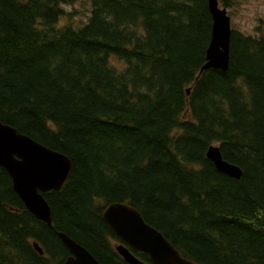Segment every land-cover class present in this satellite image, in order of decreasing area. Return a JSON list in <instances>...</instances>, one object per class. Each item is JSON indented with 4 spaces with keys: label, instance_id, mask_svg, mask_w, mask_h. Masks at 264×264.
Segmentation results:
<instances>
[{
    "label": "trees",
    "instance_id": "16d2710c",
    "mask_svg": "<svg viewBox=\"0 0 264 264\" xmlns=\"http://www.w3.org/2000/svg\"><path fill=\"white\" fill-rule=\"evenodd\" d=\"M77 1L0 0V122L72 163L42 193L53 228L0 166V264H63L56 231L100 264H128L101 216L110 202L194 264H264V34L231 26L227 70L200 71L208 0H87L84 22L61 23ZM211 145L240 178L216 169Z\"/></svg>",
    "mask_w": 264,
    "mask_h": 264
},
{
    "label": "water",
    "instance_id": "95a60500",
    "mask_svg": "<svg viewBox=\"0 0 264 264\" xmlns=\"http://www.w3.org/2000/svg\"><path fill=\"white\" fill-rule=\"evenodd\" d=\"M208 9L212 17L211 39L200 71L216 68L225 72L229 62L230 17L227 9L219 6L218 0H208ZM206 156L218 171L236 179L241 177V169L224 160L217 146L211 145ZM0 166L10 175L13 188L26 209L53 228L50 208L42 193L59 190L64 185L72 168L70 159L0 122ZM101 216L124 242L115 245V250L128 264H146L128 247L146 253L152 264H194L158 229L148 224L136 208L124 202H110ZM56 235L70 252L63 264H100L86 248L64 232L56 231ZM33 245L39 254L44 253L37 242Z\"/></svg>",
    "mask_w": 264,
    "mask_h": 264
},
{
    "label": "rangeland",
    "instance_id": "374dc122",
    "mask_svg": "<svg viewBox=\"0 0 264 264\" xmlns=\"http://www.w3.org/2000/svg\"><path fill=\"white\" fill-rule=\"evenodd\" d=\"M64 8L70 13L63 17L61 23H71L79 26L89 13L90 3L79 0ZM231 26L247 34H264V0H237L235 6L227 10ZM113 62V60H112Z\"/></svg>",
    "mask_w": 264,
    "mask_h": 264
}]
</instances>
